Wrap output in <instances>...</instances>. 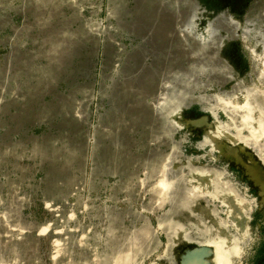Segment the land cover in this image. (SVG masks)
<instances>
[{"label":"rangeland","instance_id":"1","mask_svg":"<svg viewBox=\"0 0 264 264\" xmlns=\"http://www.w3.org/2000/svg\"><path fill=\"white\" fill-rule=\"evenodd\" d=\"M264 264V0H0V264Z\"/></svg>","mask_w":264,"mask_h":264},{"label":"bare ground","instance_id":"2","mask_svg":"<svg viewBox=\"0 0 264 264\" xmlns=\"http://www.w3.org/2000/svg\"><path fill=\"white\" fill-rule=\"evenodd\" d=\"M199 263V257L196 254H189L186 257V263L185 264H197Z\"/></svg>","mask_w":264,"mask_h":264}]
</instances>
